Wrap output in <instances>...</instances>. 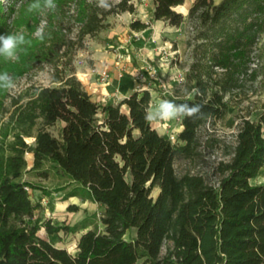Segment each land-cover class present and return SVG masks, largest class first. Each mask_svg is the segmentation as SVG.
Returning <instances> with one entry per match:
<instances>
[{
    "label": "trees",
    "instance_id": "1",
    "mask_svg": "<svg viewBox=\"0 0 264 264\" xmlns=\"http://www.w3.org/2000/svg\"><path fill=\"white\" fill-rule=\"evenodd\" d=\"M184 2L153 0L151 15L152 21L177 30L188 27L191 64L185 90L166 100L199 103L203 116L195 122L180 119V144L145 120L148 91L103 105L91 100L74 75L73 56L84 48L83 39L104 29L109 15L135 12L127 0L108 10L76 1L73 38L62 12L42 40H32L26 65L50 67L54 85L35 89L23 105L13 101L12 139L0 145V264H264V184L251 183L264 166L263 118L239 117L232 145L198 138L208 121L226 115V96L257 77L252 54L264 35V0H194L186 17L175 11ZM7 10L0 0V35L6 32ZM129 27L140 32L149 25L134 21ZM193 89L199 94H186ZM57 123L63 125L55 137L49 129ZM218 143L227 160L212 166L215 184L201 174H176L177 157L192 162L205 149L215 151ZM27 154L32 155L30 169ZM51 176L60 191H68L67 198L103 208L102 229L89 220L73 227L34 220L40 204L25 188L45 191L33 181ZM67 210L79 211L75 205ZM91 226L74 254L37 236L41 229L49 237ZM131 230L135 236L127 238Z\"/></svg>",
    "mask_w": 264,
    "mask_h": 264
},
{
    "label": "rangeland",
    "instance_id": "2",
    "mask_svg": "<svg viewBox=\"0 0 264 264\" xmlns=\"http://www.w3.org/2000/svg\"><path fill=\"white\" fill-rule=\"evenodd\" d=\"M76 1L80 0H55L58 12L55 9L49 10L43 7L30 12L28 11V6L33 3V0H2L6 10L8 9L6 13L8 16L6 32H22L26 43L18 50V60L11 61L0 57V72H7L12 76L15 85L10 89L0 88V145L8 143L12 139L13 125L9 122V116L15 109L13 101H17L18 106L23 105L33 95L35 89L54 85L50 81V67L45 66L35 70L28 69L26 65V58L32 48L31 45L33 46L32 40L37 38L34 33L38 27H43L44 35H47L53 28L55 16L64 12L62 17L65 26H68L70 37L73 38L77 29V25L73 23ZM121 1L108 0V3L114 6ZM127 1L128 4L133 5L135 12L133 14L128 12L117 13L106 17L104 20L106 27L104 29L102 28L92 38L85 37L83 39L84 48L75 51L72 65L75 69L74 75L79 81V78L82 77L77 76V68L91 66L93 61L90 58L93 52H106L114 55L116 61L128 63L133 71L131 70L132 72L128 71L127 73L121 70V73L124 77H130L135 82L137 91L145 90L149 92L151 99L149 111L152 108L154 109L162 100H166V97L175 94L178 90L182 94L185 90V76L191 64V50L185 45L188 27L185 24L181 26L180 30H177L176 28L165 26L163 23L158 27L159 36L155 40L154 35L158 25L151 20L154 8L153 0ZM87 2L98 5V0H87ZM193 2L194 0H185L183 5L175 8V11L186 17ZM213 2L219 4L221 0H213ZM23 7H26V12L25 10L23 11ZM20 9H22L21 13ZM57 16L59 17V15ZM134 21L148 24L150 31L134 36L132 34L133 31L129 27ZM173 43L175 44V49H172ZM125 49L128 50V53H126ZM117 55L121 56V58L118 59ZM252 57V67L257 71L256 79L254 81H246L242 89L226 96L225 99L228 103L226 115L221 120L208 121L199 129L198 138L201 142L211 137V139L222 142L225 145H232L240 125L239 117L251 120H257L262 117L264 121V35L260 37ZM147 65L155 71L154 78H151L147 73ZM13 68L16 69L14 72L12 71ZM138 72L144 73L143 81L136 79ZM178 77H181L182 81L176 83ZM60 126L61 123H57L49 129V132L53 136L58 137ZM151 126L159 135L169 139L172 144H180L176 138L181 130L180 119L154 122L151 123ZM33 130L32 132L34 133L36 128ZM262 135L264 137V123ZM25 141L28 144L34 143L33 138H25ZM219 148L220 143L215 147V151L205 149L201 156L192 162L182 157H177L174 162L176 174L179 176L186 172L201 174L208 182L215 184L216 178L212 176L211 168L219 159L227 160L221 154L222 152ZM25 160L27 165H30L32 161L31 154L25 155ZM33 183L45 189V191L29 189L31 201L35 204H40V209L34 214V220L39 225L49 220L55 225L73 227L76 225L81 226L82 223L89 220L90 223L97 224L99 229H102L99 224V218L102 214L100 207H96L95 204L88 201L82 202L78 198H67L68 191H60V183L53 176L48 180H34ZM251 183L256 185L264 184V166ZM157 193L158 191L154 190L151 196L156 198ZM71 205L77 206L79 211L69 212L67 207ZM92 227L94 226L70 234L60 232L49 237L41 229L37 236L47 240L55 247L65 249L69 253L74 254L79 237ZM134 236L135 230H131L127 234V238H134Z\"/></svg>",
    "mask_w": 264,
    "mask_h": 264
},
{
    "label": "clouds",
    "instance_id": "3",
    "mask_svg": "<svg viewBox=\"0 0 264 264\" xmlns=\"http://www.w3.org/2000/svg\"><path fill=\"white\" fill-rule=\"evenodd\" d=\"M98 7L105 10L109 9L111 5L108 0H98ZM41 7L54 10L56 8L55 0H33L29 4L28 11L40 9ZM34 35L39 38H44L43 27H38ZM26 43L25 36L22 32L5 33L0 35V57L6 60L15 61L19 59L18 50ZM14 79L7 72H0V88H13ZM199 94V90L193 89L191 93ZM202 105L199 103H176L172 100H162L154 109H150L145 115V120L149 123L160 121H171L177 119H187L195 122L202 118Z\"/></svg>",
    "mask_w": 264,
    "mask_h": 264
},
{
    "label": "crops",
    "instance_id": "4",
    "mask_svg": "<svg viewBox=\"0 0 264 264\" xmlns=\"http://www.w3.org/2000/svg\"><path fill=\"white\" fill-rule=\"evenodd\" d=\"M154 23L158 25L156 26V31L154 35L155 40H157L159 36L158 27L161 26L163 22L156 21ZM147 31H150V29L147 28L144 31L133 32L132 34L135 36L138 34H143ZM139 49H141V47H139ZM90 59L93 61V64L88 67L85 66L77 68V76L82 77L79 78V81L83 85L82 87L90 96L92 101L103 105L108 103L115 105L137 91L135 82L130 77H124L121 73V70H124L127 73L128 71H133L128 63H124L123 61H116L114 55H111L106 52H93V54H91ZM103 69H107L109 72L110 82L108 86H102L96 81V74L102 71ZM121 111L126 112V108L122 107ZM62 125L63 124L61 123L60 128L62 127ZM32 162L33 161H31L30 165H27V169H30V167L32 166ZM95 205L96 207H100L97 204ZM100 209L103 211L102 207H100Z\"/></svg>",
    "mask_w": 264,
    "mask_h": 264
},
{
    "label": "built area",
    "instance_id": "5",
    "mask_svg": "<svg viewBox=\"0 0 264 264\" xmlns=\"http://www.w3.org/2000/svg\"><path fill=\"white\" fill-rule=\"evenodd\" d=\"M126 53H128V50H125ZM118 59L121 58V56L117 55L116 56ZM147 68V73L149 74V76L151 78H154L155 76V71L153 69H151L150 66H146ZM143 77H144V73L143 72H138L136 74V79L138 80H142L143 81ZM96 81L98 84L102 85V86H108L109 82H110V76H109V72L107 69H103L102 71H100L99 73L96 74ZM182 81L181 77H178L176 80V83H179ZM116 97V96H115ZM25 190L29 193V188L26 187Z\"/></svg>",
    "mask_w": 264,
    "mask_h": 264
}]
</instances>
